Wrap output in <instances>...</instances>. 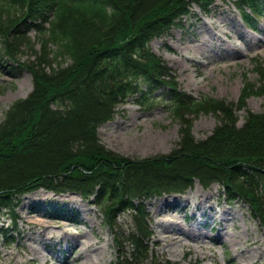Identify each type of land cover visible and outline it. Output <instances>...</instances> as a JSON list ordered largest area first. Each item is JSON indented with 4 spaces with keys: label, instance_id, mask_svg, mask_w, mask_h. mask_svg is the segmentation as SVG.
Instances as JSON below:
<instances>
[{
    "label": "trees",
    "instance_id": "1",
    "mask_svg": "<svg viewBox=\"0 0 264 264\" xmlns=\"http://www.w3.org/2000/svg\"><path fill=\"white\" fill-rule=\"evenodd\" d=\"M215 1L0 0V64L32 74V91L14 101L0 123V214L10 221L0 225L3 244L18 236L21 197L39 189L91 199L117 249L130 244L131 251L119 255L125 264H143L152 254L145 200L184 193L196 180L205 188L218 183L228 203L246 202L264 227V110L247 109L249 96L264 93V66L256 62L260 85H245L237 102L196 97L179 88L172 68L149 47L184 27L193 5L207 14ZM234 5L255 29L264 0ZM27 52L34 58L22 62ZM157 90L181 124L175 147L143 158L107 149L98 127L129 98L151 108ZM239 110L246 111L241 126ZM202 113L219 123L195 140L193 119ZM123 213L132 221L126 237L118 226Z\"/></svg>",
    "mask_w": 264,
    "mask_h": 264
},
{
    "label": "rangeland",
    "instance_id": "2",
    "mask_svg": "<svg viewBox=\"0 0 264 264\" xmlns=\"http://www.w3.org/2000/svg\"><path fill=\"white\" fill-rule=\"evenodd\" d=\"M235 1L216 0L207 14L193 5L184 27L150 41L149 47L172 68L182 91L237 102L245 85H260L255 66L256 62L264 66V15L252 31ZM29 36L34 39V30ZM33 58L27 52L21 61ZM31 91L32 74L27 69L0 64V123L9 106ZM151 99L154 105L149 109L133 98L120 104L114 118L98 127L100 142L129 158L169 153L179 140L181 124L169 114L160 90ZM247 109L262 112L264 93L249 96ZM237 113L241 126L246 111ZM218 123L212 113L194 117V139H205ZM145 205L152 254L143 264H264L261 220L243 200L225 201L218 183L205 188L196 180L184 193L154 197ZM16 211L18 236L10 244H3L0 237V264H125L119 255L131 251L128 241L117 249L103 213L77 193L39 189L22 196ZM7 215L0 214V225L10 222ZM118 226L126 237L132 227L130 215L121 214Z\"/></svg>",
    "mask_w": 264,
    "mask_h": 264
},
{
    "label": "bare ground",
    "instance_id": "3",
    "mask_svg": "<svg viewBox=\"0 0 264 264\" xmlns=\"http://www.w3.org/2000/svg\"><path fill=\"white\" fill-rule=\"evenodd\" d=\"M243 39H244V38H243ZM204 41H205V40H204ZM246 42H247V41H246ZM199 52H200V51H199ZM235 52H236V51H235ZM237 52H238V51H237ZM235 54H236V53H235ZM186 198H188L187 195L185 196V199H186ZM169 200H170V199H169ZM187 200H188V199H187ZM166 204H167V203H166ZM169 204H170V203H169ZM168 206H169V205H168ZM175 206H177V205H175ZM186 206H187V205H186ZM197 209H198V207H197ZM211 209H212V208H211ZM166 228H167V227H166ZM173 232H174V231H173ZM171 237H172V236H171ZM174 238H175V237H174ZM176 239H177V238H176ZM178 239H179V237H178ZM177 241H178V240H177ZM121 246H122V245H121Z\"/></svg>",
    "mask_w": 264,
    "mask_h": 264
}]
</instances>
